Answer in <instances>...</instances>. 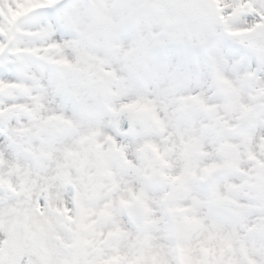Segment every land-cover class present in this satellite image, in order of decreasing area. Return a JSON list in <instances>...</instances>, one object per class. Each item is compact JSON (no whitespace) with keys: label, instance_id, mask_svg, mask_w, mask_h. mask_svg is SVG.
<instances>
[{"label":"clouds","instance_id":"9594fccd","mask_svg":"<svg viewBox=\"0 0 264 264\" xmlns=\"http://www.w3.org/2000/svg\"><path fill=\"white\" fill-rule=\"evenodd\" d=\"M0 264H264V0H0Z\"/></svg>","mask_w":264,"mask_h":264}]
</instances>
